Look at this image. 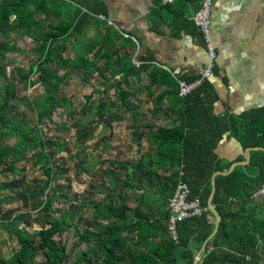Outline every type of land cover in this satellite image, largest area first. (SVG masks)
Here are the masks:
<instances>
[{
  "label": "trees",
  "instance_id": "1",
  "mask_svg": "<svg viewBox=\"0 0 264 264\" xmlns=\"http://www.w3.org/2000/svg\"><path fill=\"white\" fill-rule=\"evenodd\" d=\"M187 1L189 0H177V8L176 4L161 5V0H154L147 16L149 23L152 22L153 13L170 15L172 19L178 14L181 18ZM98 16L106 19L103 4L98 0H0V32H14L19 37H31L39 28L42 29L36 41L37 61L29 65L25 76L20 75L24 84L33 86L47 78L54 79L53 71L46 74V68L54 62L60 68L98 73L96 64L99 61V47L102 46L103 53L99 58L104 61V69L108 72V76L100 73L103 92L113 90L114 97L124 111L132 110L133 106L124 101L130 93L121 90V82L139 80L143 74L148 83L146 93L149 96L153 94V84L156 88L164 87L161 97L168 96L169 104L179 110L181 118L175 127L159 128L149 136V143L155 150L148 156V160L144 155L130 167H122L126 177L118 189L119 201L115 203L113 197L107 195L106 205L102 202L101 205L94 204L99 216L107 224L97 234L78 233L84 244L95 242L94 246L82 251V259L89 261L90 254H96L97 248L104 255V264H192L197 254L199 260L196 264H264V206L258 202V198H252V194L264 184V107L226 116L214 115L212 106L218 97L208 80L203 81L190 95L179 97L177 82L169 74V70L151 66L149 56H138L141 62L138 69L132 65L133 57L130 53L124 52L120 58L117 48L129 51L140 44L138 38L108 26ZM99 26L103 27L102 32H99ZM90 28L95 31L93 37L75 39L77 35H87ZM68 43L73 56L61 58L59 51H64ZM8 50L14 51V48L2 43L0 56ZM91 53L92 59L89 60L87 55ZM33 74L37 75L35 80L29 81ZM61 79L62 77L57 81ZM195 79L197 78L185 80ZM110 80L113 82L111 85L108 84ZM11 87L13 88L12 85ZM52 90L53 87L45 89L41 102L44 105L43 115L50 112L54 102L59 103L51 96ZM8 97H14L10 88L6 89L5 98ZM60 102L67 104L64 99ZM6 107L4 100L0 102L1 132L15 135L18 153L39 148L40 151L36 153L38 163L47 161L49 156L43 151L49 142L37 141L38 130L33 126L21 127L18 121L12 122ZM110 108V105L105 106L100 100L90 111L101 121L102 116L112 115ZM226 133L237 142L242 151L233 161L219 159L213 153V148ZM246 149H249L248 162L244 164ZM234 163L237 165L227 173ZM145 165L152 170L141 172ZM181 166L184 173L182 179L189 188L190 199H198L204 207L207 206L213 183L215 190L211 205L219 221L216 232L210 239L208 237L213 232L215 216L209 210L201 217L179 223L176 243L167 235V202L173 194ZM156 170L168 173L166 183L154 182ZM3 171L18 172L14 167H6ZM44 172L50 177L49 168ZM144 172L145 185L135 182L138 176L144 178ZM113 177L114 175L110 182L115 186ZM48 183L49 180L43 189H46ZM167 183L169 187L166 186ZM162 188L166 189V193L160 198L158 192ZM8 189L12 190L13 186ZM138 189H144L141 195L142 205L152 210L155 203L153 210L158 212L160 220L150 218L148 213L141 211L135 214L137 207H127L124 193L128 192L125 191ZM51 204L50 198L45 199L42 208L45 215ZM24 217V214H18L13 218L12 224L6 222L0 225V230L14 234L19 245V250L7 262L2 263L36 264L34 260L40 256L42 260L37 264H62L65 246L58 243L54 236L70 228L72 223L61 215L40 222V227L29 233L24 227L17 228L15 225L17 220ZM126 235L134 239L130 248L125 247Z\"/></svg>",
  "mask_w": 264,
  "mask_h": 264
},
{
  "label": "rangeland",
  "instance_id": "2",
  "mask_svg": "<svg viewBox=\"0 0 264 264\" xmlns=\"http://www.w3.org/2000/svg\"><path fill=\"white\" fill-rule=\"evenodd\" d=\"M98 30L102 32L103 27L99 26ZM41 31L42 29L39 28L31 37H19L14 32H0V45L6 43L14 48V51L8 50L2 57L0 56V102L5 101L8 117L12 122L18 121L21 127L33 126L38 130L36 140L49 142L43 151L49 156L48 160L38 163L36 153L40 151L39 148L18 153L15 135L0 130V186H2L0 187V225L6 222L12 224L15 216L24 214L25 217L17 220L15 225L17 228L24 227L27 232L32 233L40 227V222L64 215L65 220L72 225L61 234L54 236L58 243L65 246V258L62 264H104V255L97 248H95L96 254H90L89 261L85 262L82 259V251L94 246L95 242L84 244L79 239L78 233L101 232L107 221L102 220L94 204L101 205L102 202L106 205L107 195L113 197V201L117 203L118 189L126 173L119 163L121 150H114L109 156V151L103 150L101 145H95L97 139L105 137L106 134L99 137L97 134L99 130L115 127L111 124L112 117L104 115L101 121H98L99 117L90 109L100 100L105 106H111L110 114L124 109L114 97L112 90L103 92V79L100 73L108 76V72L104 69V61L99 58L103 53L102 46L99 47V61L96 64L98 73L89 74L84 71H73L67 67L60 68L58 63L54 62L46 68V74L51 71L55 73L54 79L47 78L44 82H36L33 86L24 84L20 75L25 76L29 65L37 61L36 41ZM94 32V29L90 28L87 35H77L75 39L91 38ZM66 46L64 51H59L61 58L73 56L68 47L69 43ZM116 52L122 58L123 52L119 49ZM87 58L91 60L92 53L87 55ZM36 76L33 74L29 77V81H34ZM61 77L62 79L57 81ZM47 87H53L51 96L59 103L54 102L50 112L43 115L44 105L41 102ZM7 88L12 90L14 97L5 98ZM61 99L67 104L60 102ZM129 123L116 127L125 128ZM116 134L126 142L123 145H129L128 130L127 134L123 132ZM126 155L127 160H132L134 164L138 156L135 149L132 148ZM114 158L118 164L111 163ZM6 167H14L18 172L3 171ZM47 168L50 169V177L44 172ZM150 169L145 165L141 172ZM113 175L115 186L110 182ZM156 175L158 176L157 172ZM161 175L164 177L166 174L163 172ZM139 177L135 182L139 181L140 184L145 185L143 178ZM47 180H49L48 186L43 189ZM12 186L13 189L9 190L8 188ZM125 192H128L124 194L129 209H133L136 204L144 208L140 199L142 192L137 190ZM47 198L52 200L47 213L49 217L42 211ZM133 242L132 236H125L126 248H130ZM18 250L19 245L14 234L0 230V264L7 262ZM41 260L42 258L37 256L34 262L37 264Z\"/></svg>",
  "mask_w": 264,
  "mask_h": 264
},
{
  "label": "crops",
  "instance_id": "3",
  "mask_svg": "<svg viewBox=\"0 0 264 264\" xmlns=\"http://www.w3.org/2000/svg\"><path fill=\"white\" fill-rule=\"evenodd\" d=\"M98 1L103 4L106 19L112 22V27L138 38L140 43L129 51L121 47L117 49L123 53L131 52L132 57L136 54L149 56L151 66L168 70L178 68L179 77L184 80L199 76L207 55L197 28L188 17L194 13L201 0L187 1L181 18L178 14L172 19L170 15L153 13L151 23L147 16L154 0ZM176 1L174 0L170 6L176 4L179 8ZM210 24L216 66L208 82L218 97L212 106L213 114L226 116L264 107V0H212ZM112 83L111 80L108 82L110 85ZM147 85L144 74L139 80L130 79L127 83L122 81L121 90L130 93L124 101L130 102L133 109L114 112L111 115L113 119L111 124L115 127L102 128L97 133L99 137L106 133L105 137L97 139L95 145H101L103 150L109 151V156L114 150L122 151L120 152L122 160L119 158L121 167H130L133 164L132 160H127L126 155L132 148L138 154L134 163L144 155L148 160V156L155 150L149 143L151 133L159 128L175 127L181 118L178 107L169 104V97H161L164 87L156 88L153 84L151 87L153 94L149 96L146 93ZM127 122L129 125L125 128L116 127ZM127 130L130 135L128 146L123 145L126 142L116 134L117 132L127 134ZM228 135L226 133L221 137L213 148V153L219 159L233 161L242 154V151L237 142ZM111 163L118 164L115 158ZM234 164L235 167L237 163ZM162 173L161 170L157 171L158 176H155L158 181L154 178L156 183L167 182L168 173L164 172L166 174L164 177ZM143 175L146 177L145 172ZM166 186L169 187L168 183ZM143 190L138 189L137 192L143 193ZM158 193L162 198L166 189L162 188ZM258 202L264 206V195L258 197ZM154 205L155 203L152 210H148L147 207L141 208L136 204L135 214L141 211L148 213L150 218L160 220L158 212L153 210Z\"/></svg>",
  "mask_w": 264,
  "mask_h": 264
},
{
  "label": "built area",
  "instance_id": "4",
  "mask_svg": "<svg viewBox=\"0 0 264 264\" xmlns=\"http://www.w3.org/2000/svg\"><path fill=\"white\" fill-rule=\"evenodd\" d=\"M174 0H161V5H171ZM212 5V0H201L198 8L191 14L188 19L189 21L197 28L205 51L207 55L206 63L199 72L197 79L193 81H186L179 77L180 70L178 68L174 70H169V74L177 82V95L181 98H184L190 95L195 91L199 85L208 80L214 72L216 66V52L212 45L210 37V8ZM99 19L105 20L108 26H112V22L108 19H105L102 16H98ZM126 37V36H125ZM132 65L138 69L141 65V62L138 59L137 55H134L132 58ZM178 171L177 182L173 191V194L169 197L167 202V207L169 210V217L166 222V232L167 235L175 243L177 242V226L179 223L189 220L192 218L201 217L207 210L208 207H204L200 204L198 199H190V191L183 181L182 177L184 175L182 166ZM264 195V184L259 190L252 194V198H258Z\"/></svg>",
  "mask_w": 264,
  "mask_h": 264
},
{
  "label": "water",
  "instance_id": "5",
  "mask_svg": "<svg viewBox=\"0 0 264 264\" xmlns=\"http://www.w3.org/2000/svg\"><path fill=\"white\" fill-rule=\"evenodd\" d=\"M248 152H249V149H246V150H245V160H244V162H243L244 164H246V163L248 162V156H247V153H248ZM234 165H235V164H232V165L230 166V168H229V170L227 171V173H229V172L233 169ZM214 190H215V189H214V186H213V183H212V184H211V192H210L209 197H208V199H207V207H208V210H209L210 212H212L213 215L215 216V225H214L213 232H212L211 235L208 237V239H210V238L212 237V235L216 232L217 224H218V221H219V218H218V216L216 215L213 206L211 205V199H212V197H213ZM201 250H203V247L201 248ZM198 260H199V255L197 254V255H195V257H194V260H193V263H192V264H196V263L198 262Z\"/></svg>",
  "mask_w": 264,
  "mask_h": 264
}]
</instances>
